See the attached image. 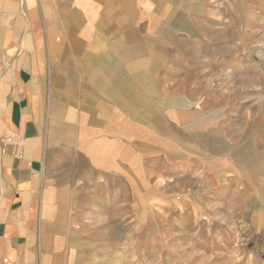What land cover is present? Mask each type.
<instances>
[{
  "label": "crops",
  "instance_id": "1",
  "mask_svg": "<svg viewBox=\"0 0 264 264\" xmlns=\"http://www.w3.org/2000/svg\"><path fill=\"white\" fill-rule=\"evenodd\" d=\"M244 3L0 0V264H140L130 214L198 211L196 179L264 207V126L220 100L258 76Z\"/></svg>",
  "mask_w": 264,
  "mask_h": 264
},
{
  "label": "rangeland",
  "instance_id": "2",
  "mask_svg": "<svg viewBox=\"0 0 264 264\" xmlns=\"http://www.w3.org/2000/svg\"><path fill=\"white\" fill-rule=\"evenodd\" d=\"M243 1V10L260 13L264 8L262 2L257 5L250 0ZM241 22L244 29H250L251 35L243 36L241 46L232 53L235 57L245 59L248 56L246 45H250L253 58L259 66L255 71L258 70L257 75L264 77V18L258 14L257 19H243ZM253 73L252 68L241 74V77L237 76L236 89L223 93L225 98L220 99L221 103L228 104L227 100L230 101L231 106L238 109L232 116L223 117L232 123L236 136L243 133L247 135L249 123L257 124L259 128L264 126V80ZM223 77L222 73L218 74V78ZM225 77L231 76L227 73ZM19 142L22 143V139ZM167 181L168 178L161 180V184L164 183L161 188L163 194H167L170 188L169 181L165 184ZM191 184L195 193L194 207L198 211L130 214L132 226L138 221L140 223L139 236L136 235L139 249L143 243L146 248V259L140 264H264V215L260 221L254 220L259 209L264 210L260 200L258 205L251 203L245 206L239 197L230 194L231 190L225 188L227 195L222 197L224 203L218 209L204 211L203 208L210 207L207 205L210 190L198 179ZM180 195L177 198L178 207H187L185 196ZM133 230L134 227L130 229V237L133 236ZM98 264L111 263L102 260Z\"/></svg>",
  "mask_w": 264,
  "mask_h": 264
}]
</instances>
